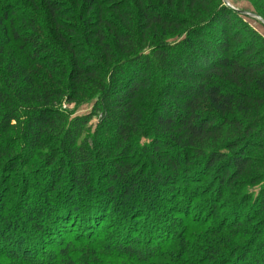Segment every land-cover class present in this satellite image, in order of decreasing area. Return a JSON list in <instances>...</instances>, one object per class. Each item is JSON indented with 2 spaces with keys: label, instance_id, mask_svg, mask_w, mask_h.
I'll list each match as a JSON object with an SVG mask.
<instances>
[{
  "label": "trees",
  "instance_id": "1",
  "mask_svg": "<svg viewBox=\"0 0 264 264\" xmlns=\"http://www.w3.org/2000/svg\"><path fill=\"white\" fill-rule=\"evenodd\" d=\"M0 178L34 241L0 264H264V37L222 0H0Z\"/></svg>",
  "mask_w": 264,
  "mask_h": 264
},
{
  "label": "rangeland",
  "instance_id": "2",
  "mask_svg": "<svg viewBox=\"0 0 264 264\" xmlns=\"http://www.w3.org/2000/svg\"><path fill=\"white\" fill-rule=\"evenodd\" d=\"M222 2H223L225 7L229 8L233 12L234 11L235 12H245V13H249V14H252V15H257L256 12H255V4H257L258 6H261L264 9V0H222ZM242 17L245 20V22H248L249 25L254 30H256L260 35H262L264 37V24H263V22L261 20L250 18V17L245 16V15H242ZM257 17H259V16L257 15ZM61 108H62V110H68L69 112L74 113V117H76V116H86V115L90 114L91 110H92V105L82 106L79 109H75L74 105H71V104H68V103L64 102V104L62 105ZM96 124H97V119H94V120H92L90 122V125H94L95 126ZM171 154H172V156H176L178 153L176 151H172ZM2 174L3 175H1V176L7 175L5 172L2 173ZM1 180H3V179L0 178V184H2ZM31 180L35 181L34 176H31ZM99 186H101V185H99ZM103 186H106V184H104ZM254 188H255L254 191L257 192L258 191V189H257L258 187H254ZM30 192L33 195L35 190L34 191H30ZM1 195L5 196L6 193L2 192ZM80 195L81 194L73 193L72 196H71V202L72 203L77 202V200L79 199ZM113 196L118 198V200H121L122 195L120 194V188H118V187L115 188V193L113 194ZM153 200L155 202H157L158 204H160L161 207L164 206V208H168L167 206H169L170 202H171L169 196L167 195L166 197H164V193H161V192H160V194L155 195ZM29 202H31L30 199H29ZM111 211H112V209L108 210V212H107V216L108 217L106 218L105 222L103 223V226H106L107 223L108 224L113 223L114 219L116 218V215H114L115 217L109 215V213H111ZM189 212H190V214H189L190 216L191 215H196L197 213L198 214H202V211L199 212V210L196 209V208L189 209ZM209 212H210L209 207L208 206L204 207V210H203V214L204 215L203 216H205L206 214H209ZM250 212H251V209L248 208V210L243 213L242 218H245L248 215H250ZM165 213L168 216H170L173 221H176V223L178 222V220L180 218H183V219H180V220H183V223L184 222H188V220L186 218H184L183 215H181V214L171 213V215H170L169 211H167ZM1 215H2V212H1V208H0V216ZM179 222L181 223V221H179ZM184 224H188V223H184ZM10 229H11V227L10 228L8 227V229H6L5 232L0 233V244H1V247H2V251H0V254H4V253L6 254L7 252H10L12 250H14L15 252L19 253L22 250V246L19 245L20 244V240L26 241L27 243L29 241L31 243L34 242V241L29 240L28 237H21L22 235H20V236L19 235L12 236V235L8 234V231ZM66 229H68V228H66ZM71 229H73L72 233H69V234H71L72 236L75 237V235L77 233L76 232L77 231L76 227H74V228L72 227ZM69 231H70V229H69ZM70 237L71 236H69V238ZM47 242L48 241L45 238L40 239L39 241H37V244L43 245V249L46 250L44 255L50 253L51 251H54L52 247H50V246L47 247ZM39 245H37V246H39ZM258 248H259V246H256V249H258ZM25 254L28 255L29 257L32 256L30 252H27ZM38 258H39V260L43 259V257H39V256H38ZM38 258H34V259L38 260ZM2 264H5V263L3 262Z\"/></svg>",
  "mask_w": 264,
  "mask_h": 264
},
{
  "label": "water",
  "instance_id": "3",
  "mask_svg": "<svg viewBox=\"0 0 264 264\" xmlns=\"http://www.w3.org/2000/svg\"><path fill=\"white\" fill-rule=\"evenodd\" d=\"M240 13H241L242 15L248 16V17H250V18L259 19V20H261V21L263 22V20H262L261 18L257 17L256 15H252V14L245 13V12H240ZM263 24H264V22H263Z\"/></svg>",
  "mask_w": 264,
  "mask_h": 264
}]
</instances>
